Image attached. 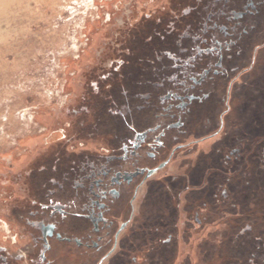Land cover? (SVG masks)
I'll use <instances>...</instances> for the list:
<instances>
[{
    "label": "flooded vegetation",
    "instance_id": "flooded-vegetation-1",
    "mask_svg": "<svg viewBox=\"0 0 264 264\" xmlns=\"http://www.w3.org/2000/svg\"><path fill=\"white\" fill-rule=\"evenodd\" d=\"M146 29L141 61L88 81L81 148L38 153L17 172L24 194L0 207V264H173L186 223L198 231L239 205L221 218L240 230L210 234H255L261 245L232 264L264 263V225L254 231L243 199L252 186L232 183L239 170L264 188V0H175Z\"/></svg>",
    "mask_w": 264,
    "mask_h": 264
},
{
    "label": "rangeland",
    "instance_id": "rangeland-1",
    "mask_svg": "<svg viewBox=\"0 0 264 264\" xmlns=\"http://www.w3.org/2000/svg\"><path fill=\"white\" fill-rule=\"evenodd\" d=\"M173 1L0 0V207L24 194L17 188L16 174L35 155L55 148H81L84 134L76 112L83 106L88 81L98 75H120L128 71L130 62L141 61L147 47L148 14L159 17ZM240 97L236 90L231 119L242 114ZM193 163L185 169L197 170ZM238 172L232 174L233 190L250 182L252 188L243 199L257 232L264 225L260 215L264 188H256L261 183L256 175L248 173L242 179ZM217 174L218 181L225 176ZM224 211L242 213L241 205L232 211L221 207L216 221L212 218L198 231L187 230L186 223L182 239L179 230L173 264H232L235 257L241 258L242 247L256 250L261 245L253 239L255 234L245 242L210 234L229 226L236 233L243 226L224 223ZM4 220L0 208V234L6 228Z\"/></svg>",
    "mask_w": 264,
    "mask_h": 264
}]
</instances>
